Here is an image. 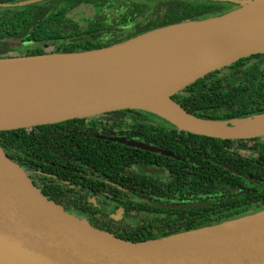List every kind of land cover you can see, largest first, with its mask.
Instances as JSON below:
<instances>
[{"label":"water","instance_id":"obj_1","mask_svg":"<svg viewBox=\"0 0 264 264\" xmlns=\"http://www.w3.org/2000/svg\"><path fill=\"white\" fill-rule=\"evenodd\" d=\"M37 0H22L25 4ZM237 6L219 15L159 26L111 45L0 57V130L28 128L132 108L178 130L222 139L264 135V112L227 119L197 117L171 96L205 74L264 53V0H219ZM185 54L146 67L82 80L96 65L140 50ZM165 101L180 118L228 129L182 127L159 113ZM253 120L252 127L237 123ZM167 151L134 139L112 138ZM0 264H264V209L140 241L91 225L47 198L0 146Z\"/></svg>","mask_w":264,"mask_h":264},{"label":"flooded vegetation","instance_id":"obj_2","mask_svg":"<svg viewBox=\"0 0 264 264\" xmlns=\"http://www.w3.org/2000/svg\"><path fill=\"white\" fill-rule=\"evenodd\" d=\"M19 1L22 0H0V57L53 51L69 44L73 37L81 39L84 31L107 32L97 38L109 43L124 38L135 25L123 17L121 0H37L16 4ZM101 2L103 6L99 7ZM150 14L162 15L157 10ZM43 32L54 33L41 35ZM243 58L247 64L254 59L251 55ZM134 115H141L153 126L162 119L132 108L85 117L95 120V132L56 142L61 150L54 151L52 159L37 153L33 156L22 148L17 163L47 198L117 237V231L130 230L143 239L158 238L186 230L180 226L168 231L169 227H162L166 223L213 224L264 209V185L254 186L246 175L264 167L260 145L264 135L230 139L178 136L173 144L160 145L144 139L151 136H134L138 134L131 126L135 124V118H131ZM112 138L134 139L167 154ZM206 138L218 142H199ZM203 146L214 150H202ZM69 147H74L75 153L66 151ZM251 163L259 166H250ZM200 176L209 179L202 187L198 184ZM254 177L263 180L261 176Z\"/></svg>","mask_w":264,"mask_h":264},{"label":"trees","instance_id":"obj_3","mask_svg":"<svg viewBox=\"0 0 264 264\" xmlns=\"http://www.w3.org/2000/svg\"><path fill=\"white\" fill-rule=\"evenodd\" d=\"M102 6L103 3L101 2L99 7ZM236 6L234 3L219 0H121L123 17L129 18L130 24H135L124 38H115L109 43H103L98 41L97 35L107 32L84 31L81 39L73 37L69 44L62 48L58 46L54 51H77L111 45L159 26L219 15ZM117 9L120 8L117 7ZM153 10L160 11L162 15L150 14ZM53 33L43 32L41 35H52ZM251 56L254 57L252 63H244V58H241L229 66L223 67L222 70L217 69L205 74L171 97L188 112L200 118L225 119L264 112V53ZM133 117L135 124L131 126L136 128L138 134L136 132H131V134H136L134 136H151V138L144 139H152L160 145L164 143L173 144L178 136L205 137L204 135L177 130L174 125L162 119H160L161 123L157 122L158 124L153 126L144 122L141 115L131 116V118ZM94 122L95 120L90 121V118H74L57 123L37 125L30 130L27 128L0 130V146L16 162L20 159L22 148H26L32 155L37 153L39 156L52 159L55 154L53 152L57 149L61 150L56 142L62 139L66 140V137H77L79 134L89 136L90 132H95ZM77 142L79 143V140ZM199 142L202 144L206 142L215 143L218 142V139L206 138L200 139ZM74 143L71 145L74 146ZM51 144L54 145V148L50 147ZM260 145L263 146L261 156L264 158V143L261 142ZM211 149L214 150V148L202 147V150ZM75 150L74 147H69L66 151L75 153ZM93 150L100 152L99 148ZM250 166L259 165L251 163ZM260 167L261 170L257 173L246 174L249 176L248 181L254 186L264 185V167ZM245 170L249 171L250 169ZM254 175L263 177V180L256 179ZM207 182H209L208 178L200 176L198 184L201 187ZM211 223H166L162 227H169L168 231H175L180 226L189 229ZM138 232H143V230ZM134 233H131L130 230L128 232L117 231V235L123 239L144 240L143 237H138Z\"/></svg>","mask_w":264,"mask_h":264},{"label":"bare ground","instance_id":"obj_4","mask_svg":"<svg viewBox=\"0 0 264 264\" xmlns=\"http://www.w3.org/2000/svg\"><path fill=\"white\" fill-rule=\"evenodd\" d=\"M50 25V24H49ZM58 30V29H57ZM186 44L182 43L181 46L177 49H166V50H154L149 52L147 50H140L136 55L127 56L126 58L106 62L103 65H96L95 69L91 72H85L82 77V80H93V79H101L105 78L112 73H120L124 71L130 70L133 66L139 65L140 68L146 67L150 61H157L167 57H180L185 54ZM112 72V73H111ZM156 110L164 115L165 117L173 120L179 126L182 127H191V128H211L213 130L218 129H228L219 125L218 123H209V122H193L190 120H185L177 116L171 108H169L165 101L162 102L160 106L156 108ZM253 120H243L242 123H237L239 128L243 127H252L250 122Z\"/></svg>","mask_w":264,"mask_h":264},{"label":"rangeland","instance_id":"obj_5","mask_svg":"<svg viewBox=\"0 0 264 264\" xmlns=\"http://www.w3.org/2000/svg\"><path fill=\"white\" fill-rule=\"evenodd\" d=\"M142 112H144L145 114H148L149 116H151V117H154V114L153 113H150V112H147V111H142ZM154 118H156V117H154ZM158 119V118H157ZM253 212V211H252ZM250 213V212H249Z\"/></svg>","mask_w":264,"mask_h":264}]
</instances>
